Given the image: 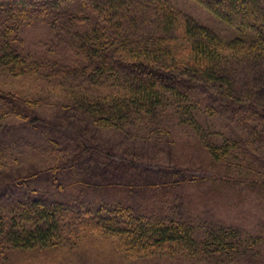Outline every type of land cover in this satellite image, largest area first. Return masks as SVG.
Returning a JSON list of instances; mask_svg holds the SVG:
<instances>
[{
    "label": "trees",
    "instance_id": "1",
    "mask_svg": "<svg viewBox=\"0 0 264 264\" xmlns=\"http://www.w3.org/2000/svg\"><path fill=\"white\" fill-rule=\"evenodd\" d=\"M193 1L234 36H222L170 0H0L2 259L9 250L71 252L97 238L123 258L166 257L185 264H250L241 259L264 254L263 219L256 234L219 223L204 209L192 212L179 190L208 186L202 203L217 196L214 206L226 187L264 203V0ZM35 24H44L48 47L29 45L26 29ZM56 46L64 54L52 56ZM54 106L61 111L57 120L38 114L49 115ZM69 109L78 120L130 135L159 152L173 145L166 161L146 166L141 160L142 170L154 167L160 179L137 183L124 170L130 157L115 160L111 150L94 152V144L83 148L80 142L78 155H98L102 165L113 162L126 173L122 184L103 177L105 182L86 183L87 191L109 196L119 186L135 195L137 188L135 201L95 196L84 204L59 197L65 186L57 175L74 166L71 159L78 155L62 165L21 169L23 158L38 150L59 157L61 148L54 146L68 138ZM42 126L58 139L48 137L47 145L40 140L41 150L29 138ZM44 174L51 175L44 178L54 190L28 187Z\"/></svg>",
    "mask_w": 264,
    "mask_h": 264
},
{
    "label": "rangeland",
    "instance_id": "2",
    "mask_svg": "<svg viewBox=\"0 0 264 264\" xmlns=\"http://www.w3.org/2000/svg\"><path fill=\"white\" fill-rule=\"evenodd\" d=\"M173 6L177 7L179 10L184 11L185 13L194 17L200 23L207 25L217 32H219L222 36L226 38H230L234 36V32L232 29L224 25L221 21L215 18L210 12L204 9L201 5L197 4L193 0H170ZM44 24H35V26H31L30 28L26 29V35L29 39L30 46H39V48L48 47L46 43L47 37L45 33ZM57 50L52 53V56H58L64 54L61 50L60 46H56ZM58 54V55H57ZM24 81H21L23 83ZM29 83V82H28ZM27 83V86L33 85V83ZM19 84V83H18ZM39 88L45 89L42 93L46 92L48 95L53 96L55 92H50L46 89L45 86H40ZM55 99V98H53ZM45 108H40V111H44ZM72 110L69 109L66 112V119L67 130L65 131L66 136L68 138H63L62 141L59 143H55L56 146L61 148V153L59 157H54L53 155H49L48 153L42 154L40 150L38 153L31 156L30 158H23V163L21 164V169L25 168L26 166L32 165L38 168L43 167H50L55 164L62 165L63 162H70L73 161L72 164L74 166L64 169L57 175L61 183L65 186L62 192L59 194V197H66L73 198L74 201L82 200L85 202H89L90 199H94L95 196H99L101 198L107 199H121L124 200H133L137 198V195L140 194L138 189H135V195L126 193L125 189H121L119 186L117 188H113L110 192H106L110 194L109 196L100 195L96 193L95 190L85 188L86 183H100V181H106L103 177L108 178L112 176L113 180L122 184V181H127L124 176L123 169L119 170L116 168V165L113 162L110 164H104L103 159L98 155L90 156L88 158L84 157L85 153L80 156L78 155L79 151L81 152V146L79 144H83V148L88 147L89 144H94L96 147L95 149H101L102 151H112L111 155L113 154V158L115 160L119 158V156H126L125 158H129V163L127 166L124 167L125 171H129V175H131V179L137 183H151L156 178L160 179L159 176H156L152 169L142 170L145 168L141 164V160H147L145 163L146 166L149 165L148 162L154 161H166L167 158V150H172L174 147L173 145H165L162 150L159 152L158 148H152L145 143H142L140 140L135 139L132 136L125 137L119 132H115L113 130H109L106 128L95 127L92 124H89L87 121L80 117L78 120L77 117H72L70 114ZM49 115L43 113H38L40 116H44L46 118H53L57 120L59 118L60 110L57 109V106H54V109H51L46 112ZM62 116V115H61ZM71 118V119H70ZM72 122V123H69ZM38 128L41 125H37ZM43 129L35 130V135L29 139L30 144L37 145L39 149L45 148V145L41 146L39 142H46L48 144V137L53 139H58L57 134H50V130L46 126H42ZM22 131H18L22 136H24ZM49 132V133H48ZM52 133V132H51ZM46 138V140H44ZM184 138V137H183ZM36 139V140H35ZM17 142L24 141V139H19L16 137L15 139ZM41 140V141H40ZM41 146V147H40ZM176 149H184V147H176ZM42 150V149H41ZM175 150V149H174ZM25 151V148L23 152ZM194 151V150H193ZM199 150H196V152ZM98 152V151H94ZM48 154V155H46ZM73 155H78L74 157ZM71 156L73 158L71 159ZM70 157V158H69ZM193 158V157H187ZM71 159V160H70ZM195 159V158H194ZM196 160V159H195ZM116 162V161H114ZM130 163L132 164L131 167ZM114 166H113V165ZM123 171V172H122ZM22 174V173H21ZM48 174H44L41 179L30 181L28 183V187L46 190L43 185H48L49 190H54L53 184H47L46 178ZM48 176H51L50 174ZM102 176V180L97 177ZM147 178V179H146ZM7 179V178H6ZM111 180V178H110ZM5 181L0 179V182ZM48 181V180H47ZM49 182V181H48ZM50 183V182H49ZM147 184V185H148ZM147 196L152 195L150 193L149 187H147ZM204 188V190H202ZM208 186H202L201 184L197 183L193 186L191 185H184L179 188L186 197L183 199V204L187 205L188 208H191L193 212H200L204 209V211L208 212V214H212L214 219H217L219 223L229 225L233 224L236 227L245 228V230H250L253 234L261 233L260 230V221L264 220V203L263 200L257 199L254 197L253 194L250 192H245V195L239 197L236 196V192L233 189H229L226 187L223 191H225L226 195H218L219 203L218 205L214 206V202L217 196H212L208 198V201L202 203L205 197H203L205 189ZM6 189V188H5ZM79 190H83L84 193H80ZM157 191L161 192L159 187L156 188ZM219 190V186H217V193ZM156 191V192H157ZM74 196H71L74 193ZM125 193V194H124ZM137 193V194H136ZM107 197V198H106ZM98 199V198H97ZM102 199V200H104ZM240 200L242 203H238L237 201ZM107 201V200H106ZM228 201H234V205L227 206L225 203ZM204 204V205H203ZM183 205V206H184ZM184 208V207H183ZM194 209V210H193ZM207 214V215H208ZM264 236V233L262 234ZM86 241H82L77 246L71 248V252L67 250H9L5 255V258L0 257V264H185L183 262H179L176 259L166 258V257H154V256H147L141 259H135L130 257H122V254H116L112 251V247L109 245L107 240H102L97 238L96 242L85 244ZM247 256L241 259V262L250 264H264V254H261V257L253 258Z\"/></svg>",
    "mask_w": 264,
    "mask_h": 264
}]
</instances>
